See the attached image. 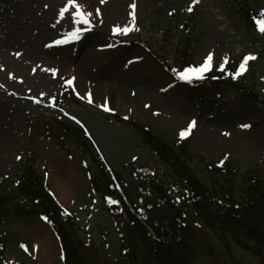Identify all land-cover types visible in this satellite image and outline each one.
I'll list each match as a JSON object with an SVG mask.
<instances>
[{"label": "rangeland", "instance_id": "1", "mask_svg": "<svg viewBox=\"0 0 264 264\" xmlns=\"http://www.w3.org/2000/svg\"><path fill=\"white\" fill-rule=\"evenodd\" d=\"M133 2L137 6L135 27L139 31L133 30L126 36L113 34L115 26H132L128 13L133 11L129 7ZM66 3L67 0H0L5 25L10 31H17L21 48L33 53L40 75L37 87L30 84L27 89L18 90L15 101L19 106H9L2 118L8 147H3L0 158V200L5 202L1 211L12 214L15 206L30 208L17 186L24 159L34 156L37 172L45 175L59 205L78 219L83 264H126L121 256V244L127 237L125 230L92 191L77 149L69 147L74 155L70 157V153L57 146L58 128L54 127L59 123L87 132L93 151L97 149L114 173L121 176L125 195L139 208L146 222L164 226L170 213L168 205L159 200L145 176L146 171H156L164 185V195L188 227L182 234L178 224L175 236L180 235L189 243L193 264H259L255 254L240 248L216 226L205 227L191 207L181 205V190L178 185L172 186L171 174L135 130L129 124L115 121L112 115L127 117L176 145L182 140L180 131L195 120L188 139L187 152L194 158L189 167L202 181L212 184L218 174L205 171L198 165V158L230 170L233 177L230 192L236 198L241 197L246 191L243 179L246 173L258 171L264 178V105L252 104L227 87L219 92L207 89L203 91L204 98H200L193 89L174 83L171 69H179L178 51L188 48L194 66L212 53L211 71H219L227 57L223 72L231 78L229 73L236 71L243 57L253 54L257 58L249 61L247 70L235 80L264 97V41L245 28L240 15L248 7L252 11L261 10L264 0H241L234 5L229 0H200L191 13L186 10L191 0H106L103 4L100 0H77L85 11L92 13L88 25L71 24V13L75 11L72 8L62 19L59 12ZM72 27L81 28L79 40L46 47L63 38ZM120 37L129 42L114 44ZM48 69H55V76ZM71 78H74L71 89L80 104H73L71 99L59 102L68 87L65 81ZM162 88L167 90L161 91ZM105 99L112 112L98 107ZM50 103L54 107H49ZM69 117H75L84 127ZM241 124L250 127L242 128ZM48 125L53 127L46 130ZM69 145L67 142L66 146ZM70 172L80 180L79 189H74L77 191L71 196ZM221 188L227 190L224 184ZM216 191H220L219 187ZM0 228L7 238L3 254L6 264H63L58 241L41 220L33 217L17 220L0 212ZM50 242L55 255L49 261L41 251ZM21 244L28 248L27 252ZM260 253L264 257V249Z\"/></svg>", "mask_w": 264, "mask_h": 264}, {"label": "trees", "instance_id": "2", "mask_svg": "<svg viewBox=\"0 0 264 264\" xmlns=\"http://www.w3.org/2000/svg\"><path fill=\"white\" fill-rule=\"evenodd\" d=\"M243 20L248 27H251V30L256 29V25L247 12ZM260 35L264 39V35ZM187 41L189 43V40ZM187 49L179 52L184 67L190 65L191 51ZM204 84L217 89L227 86L253 103L264 104L260 94L247 85L223 78L221 73L207 75ZM67 98H72L71 93L63 97V99ZM114 119L117 122L129 124L157 161L161 162L166 171L171 174V180L174 181L172 185H180L182 191L179 196L184 208L191 207L205 227L213 229L216 226L217 230L227 233L240 248L255 254L259 264H264V257L260 253L264 249V178L259 172L250 171L243 176L246 191L241 197L236 198L230 192L233 186L230 170L207 164L203 159L198 158V165L203 166L205 171L218 174L217 181L212 184L209 181H202L189 167V161L194 158L187 152L186 140L178 145L170 144L157 137L151 129L119 116H114ZM52 127L48 125L46 130ZM54 128H58V133L55 135L58 146L70 153V157L74 155L69 147L74 146L77 149L79 161L88 172L92 190L100 198L103 206L110 213H114L115 220L124 228L127 237L123 238L124 241L121 244V256L126 264H193L190 260L192 251L189 243L184 237L175 236L178 224L182 234H185L184 230L188 227L183 222L181 213L172 208L164 195V185L158 179L156 171H146L145 176L148 185L158 195L159 200L168 205L170 213L168 217H165L164 226H152L146 222L139 208L125 195L121 176L114 173L106 163L95 156L88 138L82 131L59 123ZM47 133L49 134L48 131ZM67 142L70 143L69 146H66ZM34 166L35 157L30 156L24 160L23 173L17 187L19 194L28 199L30 208L15 206L12 215H9L8 212L1 211L5 202L0 200V212H5L17 220L33 217L46 222L60 242L64 252V264H83L79 251L83 241L77 236L79 229L77 220L71 213L61 210L53 200L46 183ZM222 184L227 190L224 191L221 188ZM217 187L219 192L216 191ZM109 200L116 203L110 204ZM167 218H169L168 221ZM6 242V233L0 230V264H6L3 257Z\"/></svg>", "mask_w": 264, "mask_h": 264}, {"label": "snow or ice", "instance_id": "3", "mask_svg": "<svg viewBox=\"0 0 264 264\" xmlns=\"http://www.w3.org/2000/svg\"><path fill=\"white\" fill-rule=\"evenodd\" d=\"M105 2H106V0H100L101 4H103ZM199 2H200V0H191V3L189 4V6L187 7L186 10L189 13H191L194 10V6L197 5ZM129 7L131 9H133V11L128 13V15L131 17L132 26L131 27H129L127 25L115 26L112 28L113 34H118L120 36H126L129 34V32H131L133 30L139 31V29L135 27L136 15H135L134 10L137 7L135 2L131 3L129 5ZM69 8L75 9V11L71 13V24L72 25H88L89 24V17L92 15V13L85 11L84 5L77 3V0H67V3L60 9V12H59V16L62 19L64 18L65 13L69 10ZM99 14H100L99 10H97L96 15H99ZM255 24H256V31H258L260 34L264 35V10H262L259 14V17L255 19ZM84 30L86 31L87 29L85 28ZM81 32H82L81 28L72 27L71 31H68L64 34L63 38L53 40L52 44H48V45H46V47L50 48L53 45H65V44H68L70 41L79 40L80 36H81ZM16 55L19 56L20 53H16ZM256 58L257 57L253 54L245 55L243 57V59L241 60V62L239 63V66L236 69V71L234 73H229L231 78L233 80H235L237 77L242 75L247 70L248 62L255 60ZM227 59H228L227 57H224V62H222L220 64V67H219L220 71L224 70V64L227 62ZM212 61H213V54L209 53L204 58L203 62L201 64H199L198 66H191L190 65V66L184 67L182 70L172 68L171 72L177 81H181V82L191 84L194 79L203 80L205 78V74L212 70V67H213ZM129 63H131V61ZM47 71H51L54 76L56 74L55 69H48ZM73 79L74 78L68 79L65 81V83L69 86H72ZM171 86L172 85H169L168 87L170 88ZM166 90L167 89H164V88L161 89V91H166ZM87 95H88V103L91 104L93 102L92 98H91V94L88 93ZM34 102L39 103V101H34ZM48 106L54 107V104L50 103ZM98 107H101L102 110L105 112H112L113 111V109H111L109 107V101L107 99H105V101L101 105H98ZM145 107L148 108L149 105L146 104ZM153 114L156 115L158 113H153ZM69 118L74 119L77 124H80L81 127H84L79 120L75 119V117H69ZM125 119H127V117H125ZM195 125H196L195 120L188 122L187 127L182 129L179 133L180 139H184L188 135H190V133H191L192 129L195 127ZM240 127L248 128V127H250V125L241 124ZM85 134L87 135V132H85ZM224 135L227 136L228 133L225 132ZM17 159H20V157H17ZM225 159H227V157H225ZM222 163H223V161H221V164ZM109 203L113 204L116 202L113 200H109ZM65 214L67 215V213H65ZM42 219H46V218L42 217ZM20 247L23 248L25 251H28V248L25 245L21 244Z\"/></svg>", "mask_w": 264, "mask_h": 264}, {"label": "bare ground", "instance_id": "4", "mask_svg": "<svg viewBox=\"0 0 264 264\" xmlns=\"http://www.w3.org/2000/svg\"><path fill=\"white\" fill-rule=\"evenodd\" d=\"M5 22V11L4 8L0 6V158L3 157V147H8L6 130L2 127V118L4 114L8 113L9 106L17 105L15 95L20 93L18 90L27 89L30 84L33 88L37 87L40 80V75L37 74V69L34 65L33 53L21 48L22 43L17 36V31H10L5 25ZM16 53H20V55L17 56ZM88 57L91 59L92 55L89 54ZM81 75L83 76V74ZM123 81L121 82L122 85H124ZM130 92H132L131 89ZM132 93H134V91ZM14 109H16V106H14ZM69 179L72 184L70 191L71 196L77 191H73L74 189H79L80 180L72 172H70ZM50 190L55 196V192L51 185ZM54 249L51 242L46 243L44 249L41 251V255H44L49 261L53 260L55 255Z\"/></svg>", "mask_w": 264, "mask_h": 264}]
</instances>
